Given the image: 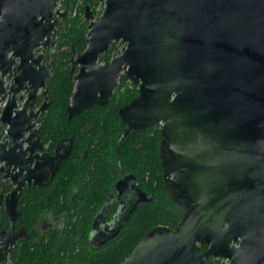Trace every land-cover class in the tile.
<instances>
[{
  "label": "water",
  "instance_id": "95a60500",
  "mask_svg": "<svg viewBox=\"0 0 264 264\" xmlns=\"http://www.w3.org/2000/svg\"><path fill=\"white\" fill-rule=\"evenodd\" d=\"M98 1V17L84 7L86 48L72 63L68 118L105 105L123 73L138 94L120 117L135 130L162 125L170 155L164 186L194 204L176 230L150 231L120 264L225 256L231 215L234 232L241 216L248 230L237 252H247V264H264V0ZM61 2L0 0V43L15 55L46 46L66 15ZM117 42L120 54L99 63ZM47 77V69L28 84L15 77L10 92L35 95ZM197 242L210 247L198 254Z\"/></svg>",
  "mask_w": 264,
  "mask_h": 264
},
{
  "label": "flooded vegetation",
  "instance_id": "af4514ba",
  "mask_svg": "<svg viewBox=\"0 0 264 264\" xmlns=\"http://www.w3.org/2000/svg\"><path fill=\"white\" fill-rule=\"evenodd\" d=\"M64 2L66 3V0L59 4V10L62 4L64 6ZM85 6L88 5L84 4ZM62 13L66 15L64 18H58L55 30L60 21L68 19V9L64 7ZM53 35L46 46H39L31 51L24 50L20 55H15L12 49L7 50L0 43V264H39V255L44 249L51 244L55 246L56 241L72 229V224L76 221L72 203L80 193L81 186L90 197L85 200L83 206L86 215L83 231L88 246L93 249L102 248L116 239L124 222H128L140 207L150 208L158 199L154 198L149 187L151 173L148 170L144 175L141 172L136 174L135 171L121 168L117 163L113 166L116 168L114 180L108 185L105 193V163L103 159L98 160L97 171L94 173L87 141L83 145L76 142L77 139L72 136V122L67 123L62 134H55V125L52 127L49 122L55 106L46 87L47 80L53 73L59 48L53 40ZM117 43L122 44L120 47L124 46L122 42ZM79 54L71 50L70 57L65 59L73 77L78 71V66L72 68V63ZM117 55L102 62L99 59V63L108 62ZM45 69L48 70L45 88L39 89L35 95L26 90L16 94L10 92L15 77L25 80L28 84L29 81L39 79ZM123 78L126 77L121 73L117 88ZM126 81L130 90L137 88L127 78ZM136 97L137 95L116 109L113 107L114 115L110 126L123 129L121 136L117 138L118 144L132 132L150 131L153 127L152 125L143 129H130L120 117L119 110ZM107 103L103 106H92L72 118H68L67 106L64 107V113L69 121L82 120L92 111L106 110ZM11 125L15 128L12 134ZM157 152L162 170L160 197L164 200V210L173 218V224L158 225L155 228L165 227L174 231L194 209V204L184 199L182 192L172 184L167 183L164 186L163 172L170 158L166 142L160 140ZM85 164H91L93 175L84 174L81 178L79 169ZM143 176L144 187L141 186ZM262 216L264 233V206ZM234 226L236 224L231 215L223 227L230 233L226 255L204 256L200 264H247V252H237L238 248H243L248 234L242 216L236 227L238 231H233ZM209 247V244L197 242L198 254H204ZM54 251L56 252L55 249Z\"/></svg>",
  "mask_w": 264,
  "mask_h": 264
},
{
  "label": "trees",
  "instance_id": "16d2710c",
  "mask_svg": "<svg viewBox=\"0 0 264 264\" xmlns=\"http://www.w3.org/2000/svg\"><path fill=\"white\" fill-rule=\"evenodd\" d=\"M71 1L72 4L75 3V0ZM83 2L92 11L98 5L97 0H83ZM81 13H83V9ZM81 20L82 17H69L58 25L53 35V40L56 41L59 48L53 73L46 83L52 104L55 106V109L51 111L50 125L52 127L55 125L54 132L56 135H60L66 130L67 123L72 122V136L77 139L76 142L83 145L87 141V150L92 159L94 173L97 171L98 160L103 159L105 163L103 168L105 193L108 185L114 180L116 168L113 166L117 163L121 168L135 171L136 174L141 172L144 175V172L148 170L151 173L152 194L154 198L158 199L157 202L152 203L150 208L140 207L128 222H124L116 239L108 242L102 248L93 249L88 246L83 231L86 226L83 206L85 200L90 197L86 195L81 186L80 193L72 203V209L76 212V221L72 224V229L62 239L57 240L55 246L51 244L44 249L39 255V264H120L130 256L136 245L156 226H171L173 224V218L164 210V200L160 197L162 170L159 166L157 151L160 140H162L161 129H158L155 124L150 131L132 132L118 144L117 138L121 136L123 129L110 126L114 108L116 109L134 98L137 95V88L130 90L127 87L126 78H123L117 92L107 103L106 110L92 111L82 120L72 119L69 121L65 116L64 107L68 104L73 86V75L70 74V66L65 63V59L70 57L71 50L75 54H79L85 49L84 37L88 23ZM119 45L122 44L114 43L110 51L100 57V61L108 60L118 54ZM133 140L137 141L134 143ZM90 165L81 166L79 169L81 178L84 174L93 175ZM141 186L144 187V176L141 178Z\"/></svg>",
  "mask_w": 264,
  "mask_h": 264
},
{
  "label": "rangeland",
  "instance_id": "374dc122",
  "mask_svg": "<svg viewBox=\"0 0 264 264\" xmlns=\"http://www.w3.org/2000/svg\"><path fill=\"white\" fill-rule=\"evenodd\" d=\"M98 1V0H97ZM84 4L85 5H87L86 3H84L83 2V0H75V3L74 4H72V1L71 0H66V3L64 2V6H63V4H62V6H60V10H61V12H63V10H64V7L65 8H67L68 9V18L70 17V18H77V17H82V20L81 21H86L85 20V18H84ZM72 5H74L73 6V8H72ZM103 7H104V4L103 3H100L99 1H98V5H96L95 7H94V11L96 12L94 15H97V16H99V15H101V13H102V10H103ZM83 9V13H81V10ZM96 16V17H97ZM65 21V20H64ZM63 22V21H62ZM87 22V21H86ZM60 23H61V21H60ZM59 23V24H60ZM88 23V22H87ZM123 47L124 46H119L118 47V51L120 52L122 49H123ZM120 53H118V55H119ZM127 84H128V82H127ZM123 90V89H122ZM137 94H138V87H137ZM157 127H158V129H161L162 128V125L161 124H157ZM149 187H151V181H150V183H149Z\"/></svg>",
  "mask_w": 264,
  "mask_h": 264
}]
</instances>
